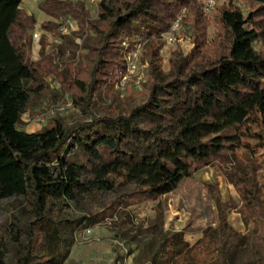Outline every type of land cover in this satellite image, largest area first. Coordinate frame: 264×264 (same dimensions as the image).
I'll use <instances>...</instances> for the list:
<instances>
[{
    "label": "trees",
    "instance_id": "trees-1",
    "mask_svg": "<svg viewBox=\"0 0 264 264\" xmlns=\"http://www.w3.org/2000/svg\"><path fill=\"white\" fill-rule=\"evenodd\" d=\"M20 4L0 0V200L16 199L0 227V264H61L94 215L63 210L100 192L130 187L126 195L158 200L151 230L159 228L160 197L213 161L226 164L248 230L234 229L216 183H204L216 224L202 235L215 264H264V0H227L210 15L200 0H96L92 17L81 0H41L38 10L84 31L79 45L52 29L59 54L73 59L84 49L57 88L56 73H44L24 47L35 18ZM181 11L191 47L173 51L163 69L160 35ZM123 37L141 43L147 62L138 101L102 91L124 70ZM64 91L73 113L54 110L37 130L18 127L32 95L43 92L53 107ZM182 245L179 232L161 233L148 261L165 264Z\"/></svg>",
    "mask_w": 264,
    "mask_h": 264
},
{
    "label": "rangeland",
    "instance_id": "rangeland-1",
    "mask_svg": "<svg viewBox=\"0 0 264 264\" xmlns=\"http://www.w3.org/2000/svg\"><path fill=\"white\" fill-rule=\"evenodd\" d=\"M41 0H21V7L26 12L33 14L35 24L23 38L29 58L37 61L42 71L46 74L56 73L51 79L50 85L58 87L60 71H69L72 63H75L84 49L78 48L76 56L70 58L66 52L59 54L56 51L58 37H55L52 29H57V24L63 19L70 21L69 29L63 32L76 42L81 44L79 37L84 35L75 19L70 17H54L47 15L37 9L36 4ZM74 1V0H69ZM202 2V0H200ZM227 0H217L220 4ZM89 17L95 14V4L87 0H81ZM245 10L249 8L241 4ZM213 11V10H212ZM211 11V12H212ZM210 13H205L210 15ZM185 17V11H181L179 16V28L173 33V40L166 44L163 42L159 53L161 55V66H167V58L173 51L185 52L191 47L190 33L186 25L180 23V18ZM49 21L52 28H42L41 22ZM207 32H212V26L206 27ZM164 33V32H163ZM33 34L35 36H33ZM162 34V33H161ZM127 39L123 37L119 41ZM142 46L138 53L139 64H145L143 75L139 82H135V76L130 75L120 87L118 80L121 73L115 76L112 84L102 86V91L107 94H117L123 100L138 101L145 93L142 83L145 80V69L147 62L141 59ZM122 52V50H121ZM48 79V78H47ZM56 110L64 115L73 113L69 93L64 91L61 100L51 107L50 98L43 92L32 95L26 106V110L20 117L18 127L26 131L37 130L41 126H48L47 119ZM226 164L212 162L195 170L191 176L181 179L175 188L163 194L159 199L161 210V222L159 228L151 230V220L155 217L158 200H144L136 195H126L130 187L123 192H100L82 201L73 209H65L66 216L73 217L75 214L90 216L88 224L76 230L73 234V242L69 246L68 253L61 264H152L149 255L155 251L161 241V233L170 235L180 233V238L185 245L176 253H171V259L165 264H215L214 251L210 250L208 239L202 235V230L207 226L214 227L216 224L214 217L213 200L208 195L204 183H216V194L218 201L222 203L220 208L228 210L227 220L234 229L241 233L247 232V226L243 223L239 208L241 201L238 191L232 183H228L223 170ZM264 190V188H263ZM120 194V195H118ZM224 203H227L224 205ZM16 204V199L9 198L0 200V227L5 220L9 209ZM103 215L99 221L97 215ZM125 220L122 222V220ZM86 220V221H87ZM96 221V222H95ZM87 230V231H86ZM160 232V233H159ZM167 241L168 250L171 249Z\"/></svg>",
    "mask_w": 264,
    "mask_h": 264
},
{
    "label": "built area",
    "instance_id": "built-area-1",
    "mask_svg": "<svg viewBox=\"0 0 264 264\" xmlns=\"http://www.w3.org/2000/svg\"><path fill=\"white\" fill-rule=\"evenodd\" d=\"M89 3L94 4L96 0H87ZM217 0H202V10L204 13H210L215 5ZM70 21L67 19H63L57 24V29L60 33L66 32L69 29ZM179 28V18H175L171 21L169 28L166 32L162 33V38L166 44L171 43L173 40V33L176 32ZM33 36H35L33 34ZM123 48V58H124V70L121 73L118 85L122 87L124 85L125 80L128 76L134 75L135 82H139L143 75V69L145 68V64H139L138 62V53L141 47L140 42H130L127 39H123L121 41ZM87 231V230H86Z\"/></svg>",
    "mask_w": 264,
    "mask_h": 264
}]
</instances>
